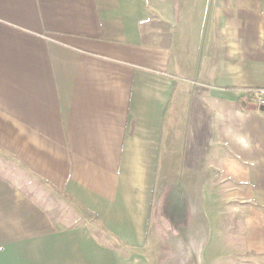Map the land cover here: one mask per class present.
I'll return each instance as SVG.
<instances>
[{
  "label": "crops",
  "instance_id": "1",
  "mask_svg": "<svg viewBox=\"0 0 264 264\" xmlns=\"http://www.w3.org/2000/svg\"><path fill=\"white\" fill-rule=\"evenodd\" d=\"M251 89L264 0H0V264H155L168 238L208 246L215 200L264 264Z\"/></svg>",
  "mask_w": 264,
  "mask_h": 264
},
{
  "label": "rangeland",
  "instance_id": "2",
  "mask_svg": "<svg viewBox=\"0 0 264 264\" xmlns=\"http://www.w3.org/2000/svg\"><path fill=\"white\" fill-rule=\"evenodd\" d=\"M7 155L0 150V161L11 160L10 157L5 158ZM10 163V162H9ZM11 165L12 162L10 163ZM11 169H17L16 166H11ZM34 187L42 186L40 183L35 182ZM213 191H218V189L213 188ZM49 201L51 202V207L55 206L57 211L63 215H68L70 220L76 221L80 217L76 216V212L66 206V200L63 199L59 194L54 193L52 189H48L45 193ZM180 198V197H179ZM175 200H167L166 207L164 209V215L167 220L173 224L174 228L177 219L186 220L188 219V210L186 201L180 200L176 204ZM212 212L215 213L212 219V231L207 233L209 235V244L207 247H186L187 242L171 240L168 238L172 233L169 231L156 232L159 236L163 238H168L167 241H163L165 244L162 248H150L149 252H155L157 255L155 264H256V257L246 249L243 245L242 235L240 232L235 231V226L233 222L219 224V206L220 201H212ZM54 208V209H56ZM82 215V214H81ZM82 217V216H81ZM233 217V216H232ZM229 217L230 219L232 218ZM224 218V217H223ZM82 218H80L81 220ZM228 220V219H227ZM229 221V220H228ZM189 243V242H188ZM167 245V246H166ZM194 255V257H193Z\"/></svg>",
  "mask_w": 264,
  "mask_h": 264
},
{
  "label": "built area",
  "instance_id": "3",
  "mask_svg": "<svg viewBox=\"0 0 264 264\" xmlns=\"http://www.w3.org/2000/svg\"><path fill=\"white\" fill-rule=\"evenodd\" d=\"M251 100L256 104L262 106L264 105V93L260 89H251Z\"/></svg>",
  "mask_w": 264,
  "mask_h": 264
},
{
  "label": "water",
  "instance_id": "4",
  "mask_svg": "<svg viewBox=\"0 0 264 264\" xmlns=\"http://www.w3.org/2000/svg\"><path fill=\"white\" fill-rule=\"evenodd\" d=\"M261 109L264 110V105L261 106Z\"/></svg>",
  "mask_w": 264,
  "mask_h": 264
}]
</instances>
